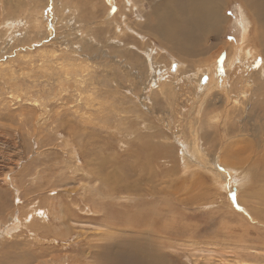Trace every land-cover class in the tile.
I'll use <instances>...</instances> for the list:
<instances>
[{
    "label": "rangeland",
    "instance_id": "obj_1",
    "mask_svg": "<svg viewBox=\"0 0 264 264\" xmlns=\"http://www.w3.org/2000/svg\"><path fill=\"white\" fill-rule=\"evenodd\" d=\"M160 1L156 0L155 4ZM104 2L107 7L103 6L102 0H0V131L9 140L15 139L17 135L23 140L22 150L27 156L23 166L26 171L29 170V185L36 192L29 191L21 184L19 199L13 201L14 191L10 187V194L2 197L6 211L11 215V212L19 209L26 215L31 207V212L38 218L36 225L39 232H42L39 234L47 239L42 238V246L36 250L44 256L39 260L42 264L48 257H56L60 263L59 258L65 255L64 251L74 254L81 246L88 247L89 241L106 245V242L95 236L106 229L105 224L89 222V217H84L74 219L69 228L60 227L51 214L49 202H44V199L54 198L57 193L65 196L63 188L79 186L81 182L56 189L62 180L74 176L71 169H66L74 165L72 156L77 152V157L84 153L80 162L83 167L93 162L97 165L101 157L106 159V164L115 165L114 162L118 160L129 164L136 153L153 160L152 152L140 143L148 140L153 149L163 147V153L166 152V155H162L157 151L160 158L154 168L155 176L166 181L165 186L175 181L183 187L179 196L167 197L171 199L170 202L161 205L164 217L159 225L170 228L168 231L171 236L168 239L172 247L167 250L169 257L177 259L178 264H264V226L257 221L253 222L246 211L249 207L244 208L245 205L241 204L246 200L256 210L263 212L264 216V202L261 198L264 199V182L259 181L255 189L252 187L259 196L252 200L251 191L243 187V182L240 184L232 181L224 188L219 187L211 180L207 169L197 164L202 160L208 162L219 152L217 146L211 144L217 140L212 135L213 130L201 131L198 128L202 115L206 113V116L216 117L217 124H222L226 117V113H222L225 112L222 103L208 110L206 106H201L205 98L202 92L208 77L203 76L200 82L202 87L197 89L195 78L189 81L183 76L178 79L175 75L173 70L181 63L177 62L178 58L173 61L170 55L159 57L158 65L168 69L164 76L172 82V91L167 96V102L151 105L147 101L144 102L146 107L142 106L136 96L146 94L150 89L142 92L145 86L141 88V80L129 77L121 65L114 63L115 56L117 59H125L126 47L120 53L114 48L118 35L113 26L104 22L107 10L116 14L119 6L111 7L109 0ZM141 5L140 2L128 18L133 24L143 21L151 8L150 3H146L144 9ZM226 8L227 18L231 21L224 25L222 38L205 39L212 46V51L220 42L222 46L232 42L239 45L242 38V31L237 27L239 5L228 0ZM8 20H11L12 27L7 32ZM34 21L37 24H33ZM33 25H40L43 33L36 34ZM50 25L54 26L50 28L54 34L49 39L45 33ZM129 32L127 29L128 37H122L123 43L129 42L134 36ZM134 38L142 46L134 55L130 53L137 60L141 57L140 53L144 55L147 52L143 51L150 41ZM153 40L154 50L161 51L163 47L160 41ZM221 50L220 62L224 63L228 53L224 47ZM161 52L164 53V50ZM261 62L253 61L254 68L251 70L256 71ZM131 90H134L136 96L129 94ZM148 94L154 102L153 92ZM209 100L214 103L218 101L213 96ZM86 102L90 103V107ZM200 106L202 109L199 112ZM147 107H151V111H147ZM173 117L175 123L170 124L169 120ZM191 125L196 127L193 133L189 128ZM196 129L201 133L199 136L196 135ZM220 134L225 132L221 131ZM198 138H202V141L198 142ZM240 138L237 136V139ZM178 139L188 142L187 151L197 161L190 164V169H184L181 161L184 149ZM194 142L197 146L199 143L201 152L194 149ZM6 153L11 154V150L7 146H0V155ZM138 174L135 176L138 179L137 185H141L143 192L149 188L152 190L153 186L160 191L158 183L152 184L148 180L144 185V176L140 175L144 174L143 171ZM50 181L53 182L51 187L47 184ZM42 185H46L43 192L40 191ZM52 189L54 192H51ZM24 190L35 194L26 196ZM140 200L141 210L160 212L156 196H142ZM79 213L94 216L90 212ZM4 220L5 214L0 215V226ZM84 258L85 264H100L104 260L94 254H84Z\"/></svg>",
    "mask_w": 264,
    "mask_h": 264
},
{
    "label": "bare ground",
    "instance_id": "obj_2",
    "mask_svg": "<svg viewBox=\"0 0 264 264\" xmlns=\"http://www.w3.org/2000/svg\"><path fill=\"white\" fill-rule=\"evenodd\" d=\"M104 1L102 0L103 6L107 7ZM109 1L108 4L111 7L117 5L119 8L116 14L108 9L104 22L113 26V30L118 35L115 38L114 48H117L119 53L126 51L125 59H117L115 56L113 57V60L116 59L114 63L121 65L128 72L129 77L140 79L141 88L145 86L142 88V92L150 89L147 93L153 92L154 102L149 94L146 95L147 93L141 92L142 94L136 96L134 90H131L132 92L129 94L136 96L144 107H146L147 101L151 105H154L155 102H167L166 99L172 91L173 84L164 76L167 68L158 65L160 63L158 58L166 55H170L173 61L178 58L177 62H181L179 67L173 70L178 79L181 76L188 78L189 81L195 78L194 84H196L197 89L202 87L200 82L203 76H207L208 81L202 92L205 94V98L202 99L201 106H206L208 110L222 103L225 111L222 113H226V117L222 124H217L216 117L206 116V113L202 115L198 128L201 131L213 130L212 135L217 137V140H213L211 144L216 145L219 152L208 162L202 160L201 163L198 162L197 164L199 167L207 169L206 172L211 175V180L219 187L224 188L227 183L229 185L232 181L240 184L243 182V187H247V189L249 188L248 191H251V195H248L252 197V200L258 198L257 191L253 189L257 188L256 184L260 183L259 181L264 182V0H230L231 3L235 2L239 5L237 14L239 15V26L237 24V27L242 31V38L239 45L232 42L222 46V42H220L214 51L206 40L210 37L222 38L224 25L231 21L226 14L228 11L226 2L228 0H159L158 4H155L156 0H139V3L137 0ZM140 2L142 9L146 3H150L151 8L145 14L143 21H137L139 23L133 24L128 18L132 16V12L137 9L136 7ZM10 21L6 23L7 32L10 26L12 27ZM34 22L31 23L37 24V21ZM52 27L54 26L50 25L48 29L46 28L45 35L47 38L54 34L53 29L50 30ZM127 29L135 37L150 41V43H146L147 47L143 51L147 52L144 55L140 53L141 57L137 60H134L130 53L134 55L139 52L138 49H141L142 46L134 36L129 42H122L127 36ZM33 30L39 35L43 33L40 25H36ZM153 39L160 41L164 53L161 52L162 50H154ZM223 47L224 50H227L228 55L226 61L221 63L220 54ZM123 48L125 49L123 50ZM259 60L262 61L260 67L256 71L251 70L252 67L254 68L253 61L258 62ZM233 74L234 76H232ZM198 95L200 96V94ZM212 96L217 97L216 103L209 100ZM87 104L90 105V103ZM201 106L199 112L202 109ZM146 110L151 111V107H147ZM173 118L169 120L170 124L175 123V118L174 120ZM189 128L192 132L196 127L191 125ZM221 131L225 134H220ZM195 132L199 136L200 132L197 129ZM237 136L242 138L237 139ZM200 141L202 138H198V142ZM22 142L20 136L17 135L15 139L9 140L0 131V146H7L11 150V154L0 155L2 158H0V215L5 214V220L0 226V264H42L39 260L44 258L43 254L40 251L37 253L36 250L41 248V242L46 237L40 235L42 232H39V227L36 225L38 218L34 212H31V207L26 215L24 212L21 213L19 209L10 211L12 213L10 215L6 211V204L2 198L6 196L11 187L16 195L12 192L13 201L19 199V186L21 184L28 190L35 192L30 187L31 184L29 185L31 182L29 170L26 171L23 166L27 156L22 150V146L24 147ZM140 143L152 152L153 160L148 157H141V153H136L131 157L129 164L118 160L114 162L115 165H111L106 164V159L100 156L101 160L97 165L93 162L83 167L80 162L84 153H81L80 157L76 156L78 152L73 155L74 157L72 156L74 165L66 170L71 169L74 176L62 180V184H58L56 189L71 183H81L73 188L62 187L65 196L57 193L54 198L44 199V202H49L51 214L54 220L59 222L60 227L67 226L66 228H69L74 219L79 220L84 217H89V222L99 221L102 225L105 224L106 229H102L103 232L97 233L95 236L107 244L102 245V243L89 241L88 247L81 246L74 251V254L64 251L65 255L59 258L60 263L56 261V257H48L43 261V264H85L84 254L100 256L104 259L100 264H178L177 259L170 258L167 251L172 247L168 239V236H171L170 231H168L170 228L167 225H159V223L164 217V209L161 205L170 202L171 199L168 200L167 197L179 196L183 187L182 185L178 186L179 182L176 183L175 181L174 184L172 182L170 186H165L164 184L167 182L155 176L154 168L157 167L156 164L160 158L158 153L166 155V152L163 153V147H159L158 150L153 149L148 140L146 143ZM178 143L184 149L181 159L184 169H190V164L193 165L192 162L196 163L197 161L192 154L188 153L189 144L187 141L178 139ZM80 147L83 149L82 146ZM194 149L201 152L199 143L198 146L195 144ZM139 171L144 172V174H140L144 176V185L148 180L152 184L158 183L161 186V188L159 187L160 191L153 186L152 190L149 188L143 192L144 189L140 184L137 185L138 179L135 177L139 175ZM47 184H50V187L53 186L52 181L47 182ZM44 186L46 185L40 186L41 192L44 191ZM29 191H25L26 196H34L36 193L31 192L32 194H29ZM259 191L261 190L259 189ZM51 192H54V189ZM142 196H156V204L160 212L141 210L140 198ZM261 198L264 202L263 197ZM126 199L136 202L131 203ZM251 203L254 204V202ZM241 204L245 205L244 208L249 207L246 211L251 215L253 222L257 221L264 226L263 212L256 210L246 200H243ZM80 211L90 212L94 216H87L86 213H79ZM130 214L134 215L131 216ZM26 228H30V230ZM77 252L78 254H76ZM60 254L62 255V253Z\"/></svg>",
    "mask_w": 264,
    "mask_h": 264
}]
</instances>
